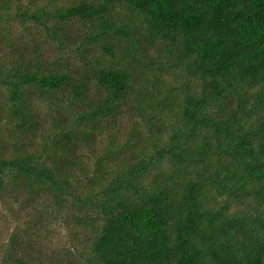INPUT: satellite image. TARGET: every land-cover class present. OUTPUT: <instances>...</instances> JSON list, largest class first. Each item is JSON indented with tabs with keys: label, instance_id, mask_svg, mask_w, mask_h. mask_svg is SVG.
I'll use <instances>...</instances> for the list:
<instances>
[{
	"label": "trees",
	"instance_id": "trees-1",
	"mask_svg": "<svg viewBox=\"0 0 264 264\" xmlns=\"http://www.w3.org/2000/svg\"><path fill=\"white\" fill-rule=\"evenodd\" d=\"M22 18L62 44L80 23L78 47L101 57L77 76L40 75L41 63L0 71V191L11 175L90 211L89 264H264V0H94ZM34 98L51 109L39 154L19 144L44 129ZM122 118L134 122L125 142ZM5 127L19 139L12 158ZM106 134L88 176L98 189L81 199L83 149ZM111 160L124 165L106 183ZM247 201L260 213L233 211Z\"/></svg>",
	"mask_w": 264,
	"mask_h": 264
},
{
	"label": "rangeland",
	"instance_id": "rangeland-1",
	"mask_svg": "<svg viewBox=\"0 0 264 264\" xmlns=\"http://www.w3.org/2000/svg\"><path fill=\"white\" fill-rule=\"evenodd\" d=\"M91 1L94 0H0V71L12 67L21 70L29 67L36 70V64L41 63L40 75L66 72L77 76V72L82 69L83 59L93 60L96 56L101 57L91 44L78 47L82 40L79 38L82 34L80 23H72L66 27L67 33L61 35V41L64 43L62 44L48 35L43 26L22 18V14L50 13ZM55 24L52 23L51 26ZM101 59L103 62L106 60L105 57ZM89 85L94 95L96 86L93 82ZM34 91L38 92L37 89ZM6 96V88L0 86L2 121L7 114L2 108ZM33 103L41 117L47 116V119H43L44 129L38 134L35 142L31 141L30 144L28 136L23 135L19 138H23L19 144L24 145L29 152L39 154L44 144L43 140L52 125L49 117L51 109L48 101L34 98ZM116 125L114 129L118 131L121 141L125 142L134 128V122L122 118ZM9 129L12 130L10 125ZM3 136L5 156L12 158L15 154L13 144L19 139L11 140L7 127L3 130ZM109 136L110 134L100 136L95 147L83 149V161L89 166L85 167L82 175L79 172L80 182L72 192L81 199L93 196L98 189V186L88 181V176L94 175L97 156L105 157ZM111 161L103 162V167L108 173L106 183L111 180L110 175L124 165L117 160ZM13 178L18 181L17 177L9 175L4 189L0 191V264H13L11 255L24 258L29 264H89L96 239L93 229L85 224V214L91 212L80 210L79 203L76 204L72 197L55 198L50 193L36 188L33 189V195L28 192L24 184L19 181L14 183L11 180ZM61 199L67 200L62 207L59 206ZM252 209L255 207L247 201L243 205H235L233 211H252ZM256 210L252 211L253 215L261 211ZM94 224L101 225L100 221H94ZM12 240L16 241L15 246H12Z\"/></svg>",
	"mask_w": 264,
	"mask_h": 264
}]
</instances>
